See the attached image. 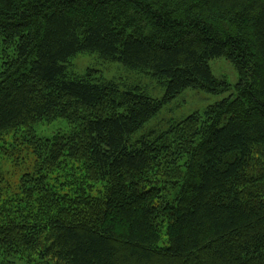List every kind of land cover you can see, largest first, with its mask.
<instances>
[{
	"label": "trees",
	"instance_id": "trees-1",
	"mask_svg": "<svg viewBox=\"0 0 264 264\" xmlns=\"http://www.w3.org/2000/svg\"><path fill=\"white\" fill-rule=\"evenodd\" d=\"M84 54L163 99L76 74ZM189 89L233 94L142 133ZM58 119L71 131L36 135ZM10 156L30 161L16 178ZM20 261L264 264V0H0V264Z\"/></svg>",
	"mask_w": 264,
	"mask_h": 264
},
{
	"label": "rangeland",
	"instance_id": "rangeland-1",
	"mask_svg": "<svg viewBox=\"0 0 264 264\" xmlns=\"http://www.w3.org/2000/svg\"><path fill=\"white\" fill-rule=\"evenodd\" d=\"M73 72L76 74H84L88 70H93L97 77L117 79L120 81L129 80L134 84L141 86L148 96L154 99H163L165 95V87L161 86L156 80L149 76L139 75L137 72L130 71L124 65L119 63H106L101 61L98 55L84 54L78 56L72 63ZM213 74L218 79H225L233 87L239 82V74L234 66L226 59H215L210 62ZM233 91L222 95H213L201 90H186L182 95L178 96L171 103L167 104L162 111L149 124L146 125L142 133L154 131L156 134L167 131L174 123H178L193 114L205 116V112L209 106L230 97ZM36 135L42 139H50L56 133H68L71 126L68 121L58 119L53 122H43L35 127ZM10 140L9 138H6ZM9 147V146H7ZM11 159L6 160L7 167L3 169L6 176L16 178L25 170L26 166H30V161L23 168L14 166ZM17 264H27L20 261Z\"/></svg>",
	"mask_w": 264,
	"mask_h": 264
}]
</instances>
